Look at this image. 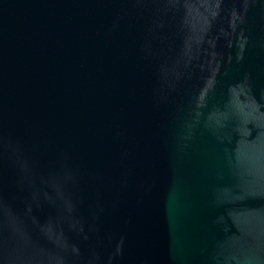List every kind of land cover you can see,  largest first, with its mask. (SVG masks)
I'll return each mask as SVG.
<instances>
[{
    "label": "water",
    "instance_id": "obj_1",
    "mask_svg": "<svg viewBox=\"0 0 264 264\" xmlns=\"http://www.w3.org/2000/svg\"><path fill=\"white\" fill-rule=\"evenodd\" d=\"M0 264H264V0H0Z\"/></svg>",
    "mask_w": 264,
    "mask_h": 264
}]
</instances>
